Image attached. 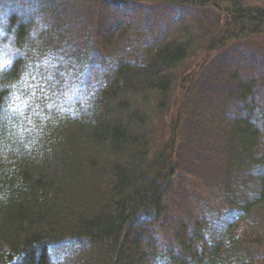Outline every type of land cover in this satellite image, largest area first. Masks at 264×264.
Instances as JSON below:
<instances>
[{
    "label": "trees",
    "instance_id": "trees-1",
    "mask_svg": "<svg viewBox=\"0 0 264 264\" xmlns=\"http://www.w3.org/2000/svg\"><path fill=\"white\" fill-rule=\"evenodd\" d=\"M20 1L33 16L0 0L33 64L19 99L0 91V264H264V0ZM108 6L161 36L104 34Z\"/></svg>",
    "mask_w": 264,
    "mask_h": 264
},
{
    "label": "rangeland",
    "instance_id": "rangeland-1",
    "mask_svg": "<svg viewBox=\"0 0 264 264\" xmlns=\"http://www.w3.org/2000/svg\"><path fill=\"white\" fill-rule=\"evenodd\" d=\"M51 3V1H49V0H43V1H41V3H43V5H49V4H47V3ZM0 3H2V2H0ZM8 4H10L9 6H11V10H12V12L13 13H17V11H21V13L23 14H25V16H26V18H29V17H31V16H33V14L36 12V8L37 7H32V6H30V2H26V3H22L20 0H8ZM24 6L23 8V10L22 9H19V10H17L16 8L17 7H19V6ZM5 6L6 5H4V6H2L1 8H5ZM14 6V7H13ZM27 6V7H26ZM17 10V11H16ZM104 10V9H103ZM107 10L109 11V13H110V17H109V19H108V16H107V18H105L104 16H105V13L104 12H102L101 13V15H100V19H101V22H102V24H100V26H101V29L100 30H102L103 32H104V34L107 32V27H108V24H109V20H111L112 18H113V20L115 19V21H113V23L116 25V24H119V26L121 27V29H124L125 27H127V25H129V27H128V29L131 31V34H130V36H129V38L128 39H133V37H135V36H139V38H135V39H139L137 42H135L136 44L138 43L140 46H143L144 48H148L149 46H148V44H149V42H151V40L149 41V40H147V39H154L155 37H157V36H161V34H151V36H146L145 37V35H144V32H141L142 31V29H141V22H142V15H140L139 16V14H130L129 12H127V10H124V9H122V8H119V7H114V6H108L107 7ZM59 11V10H58ZM99 11L100 10H97V13H99ZM105 11H106V7H105ZM65 14H66V18L68 19V20H70V22H71V24L69 25V24H67V21H66V24L65 25H63L62 26V28L61 29H59V32L60 33H62V34H66V35H74L75 36V39H76V33H79V32H81L80 30H81V27L79 26V25H77L76 23H78L77 22V20H74L73 18H72V15L71 14H69V13H67V12H65ZM53 16H55L54 14H53ZM57 16V15H56ZM59 17H60V15H59ZM61 17H63V15L61 16ZM0 18H2V16H0ZM49 19H51V17H46V20H49ZM75 21V22H74ZM168 22H173L171 19H169V21ZM41 22L38 20V24H39V30H40V34H41V38H39L37 35H36V37L35 36H33V37H28L27 39H45L46 38V36L48 35V33H50L51 31H50V29H49V27H48V25L46 24H43V25H41L40 24ZM35 25H37V24H35ZM66 31V32H65ZM106 31V32H105ZM47 33V34H46ZM142 35H144L143 37H142ZM131 37V38H130ZM134 42H132V44H135ZM98 48H100L101 47V45L100 44H98ZM126 47H129V46H126ZM102 48V47H101ZM134 48V47H133ZM129 49V48H128ZM107 50H106V48H104V50H103V52H106ZM107 61V60H106ZM139 61H141L142 62V59H140ZM196 61V60H195ZM108 62H110L111 63V59L110 58H108ZM194 61H190L189 62V64H191V67H192V69L193 70H195L197 67H198V65H199V63L197 62V63H193ZM98 63H103L102 61H100V60H98L95 64H94V69L96 70V72H99V71H101L100 73H107L108 72V69L106 68V67H100V66H98ZM236 64H238V65H240V66H247L248 64H250L249 62H248V60L247 59H243V60H240V59H238L237 61H236ZM254 66L256 67V69L255 70H251V69H249V73H251V72H253V71H257V72H259V73H263L264 74V65L262 66V65H260V64H254ZM196 72H198V71H196ZM98 75L99 74H97L96 75V77L94 78V86L95 85H99L100 84V82H101V79L99 80V79H97L98 78ZM98 80V81H97ZM229 88V87H228ZM227 88V89H228ZM182 89L180 88V86L177 88V89H175V94H174V99H175V102H177V99H178V97L182 94V91H181ZM227 93L225 92V90H223L222 88H220V87H218V88H216V90L214 91V93H213V95L214 96H216V98H218L219 100H221L222 98V96L223 95H226ZM253 98H255V95L252 97H249V100H251V99H253ZM211 100H212V102H213V98L211 97ZM54 101V97H53V99H52V101L51 102H53ZM215 101V100H214ZM82 105H84L83 103H82ZM231 105V104H230ZM231 108V107H230ZM237 110V109H236ZM241 112H243V111H241ZM240 112V113H241ZM241 114H243V113H241ZM241 114H239V115H241ZM257 114L258 113H256V115H255V119H257ZM260 121V120H259ZM258 121V125L259 124H261V122H259ZM238 175H242V174H238ZM250 195L251 194H249V195H247L248 197H250ZM254 197H257V195L256 196H254ZM231 218H234V214H229V215H227L224 219H223V221H225V222H227L229 219H231Z\"/></svg>",
    "mask_w": 264,
    "mask_h": 264
},
{
    "label": "clouds",
    "instance_id": "clouds-1",
    "mask_svg": "<svg viewBox=\"0 0 264 264\" xmlns=\"http://www.w3.org/2000/svg\"><path fill=\"white\" fill-rule=\"evenodd\" d=\"M28 35L33 37L35 36V32L30 30ZM5 36H7L8 39L4 40L3 43H0V77H3L5 73H10L16 65L17 60L22 61L16 77L4 83H0V91L6 93L4 99L6 101H13L19 99L21 82L27 80L33 68V64L30 61H25V57L28 55L27 46L21 48L15 45V31L11 34L0 31V40H3ZM34 145L35 141L25 144L24 146L31 151ZM7 198V192H0V200L6 201Z\"/></svg>",
    "mask_w": 264,
    "mask_h": 264
}]
</instances>
